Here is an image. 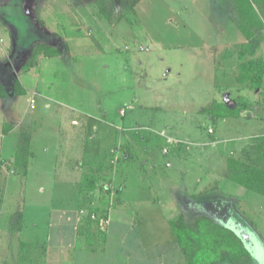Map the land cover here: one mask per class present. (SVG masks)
Wrapping results in <instances>:
<instances>
[{
  "label": "rangeland",
  "instance_id": "obj_1",
  "mask_svg": "<svg viewBox=\"0 0 264 264\" xmlns=\"http://www.w3.org/2000/svg\"><path fill=\"white\" fill-rule=\"evenodd\" d=\"M125 1L113 0L105 19L94 0H0V264H30L40 249L29 240L43 237L49 213L77 208L76 188L48 186L74 166L69 142L90 154L79 163L83 182L98 178L97 196L124 182L145 212L155 166L174 197L183 184L206 189L178 198L183 209L223 214V227L253 235L252 261L264 258V198L251 194L262 223L242 200L238 216L241 197L225 177L227 158L264 167V75L256 89L247 79L264 71V3L228 0L225 15L213 0H141L131 12ZM215 101L239 116L212 120Z\"/></svg>",
  "mask_w": 264,
  "mask_h": 264
},
{
  "label": "crops",
  "instance_id": "obj_2",
  "mask_svg": "<svg viewBox=\"0 0 264 264\" xmlns=\"http://www.w3.org/2000/svg\"><path fill=\"white\" fill-rule=\"evenodd\" d=\"M73 124L78 123L73 121ZM72 140L73 138L70 139V141ZM69 143L72 149L76 150L68 151L70 160L67 157L65 161L60 163V168L65 169L67 160L74 166L71 172L64 170L60 177L55 176L48 179V186L53 187L54 184L60 182L62 186H65L63 183H67L70 187L76 188L77 193L74 192L70 202H74L77 208L75 210L54 209L49 213L50 215L45 218L46 223L42 228L44 231L43 237L40 238L41 234L37 232L36 235L32 234V237L36 239L29 240L30 243H35L34 245L40 249L38 258L30 264H187L170 224L178 220L180 216H183L187 223L196 218L194 212L191 215L189 211L183 209L180 199L197 201L208 195L205 192L207 190H196L197 188L194 187L190 191L189 186L183 184L179 188L181 189L179 194L181 196L175 195L176 197H174L172 192L174 188L170 187L163 179L159 180L156 167L151 165L150 170L153 169L151 171L153 174L149 175V187L152 194H155V200L151 199L149 202L150 207L143 212L141 209H137L134 203L135 196H133L135 200H131L132 203L128 201L127 188L124 182L120 184L122 187L120 193L115 192L113 194L112 190L106 188L102 195L97 196V184L93 191L82 190L83 169L85 167L80 165L83 163L79 162L86 156L90 158V154L88 152L85 154L80 145L73 142ZM226 184L230 185L228 186L230 189L238 191L237 194L241 197L234 198L232 202L233 212H236L238 216L240 215L236 208L239 201L242 200L247 204H251L250 207L253 208L252 216L248 219H252L251 221L254 222L260 219V208L257 214L256 201L251 194L259 197L263 196L246 191L231 182H226ZM197 185H199V182H197ZM108 186L112 187L111 185ZM137 187H140L138 183ZM240 189H243L244 192ZM214 191L212 190L211 193ZM99 193L101 192L99 191ZM178 198L180 199L178 200ZM85 206L88 208H82ZM149 210H155V213L149 214ZM198 215L208 216L214 222L223 225V214L216 217L211 212L210 207L207 213H198ZM189 217H191V220H188ZM241 219L244 220L243 216ZM37 220H31V231H34L35 228L38 229ZM246 221L254 235H256L254 227L248 220ZM260 223H262V220ZM231 229L236 233V230ZM236 234L241 236L243 242H245V249L250 259L252 255L256 257L258 251L261 252L260 248L257 251L254 247L253 235H248L246 231L237 232ZM262 234L264 235V232L258 235L262 236L261 241L264 242ZM256 237L259 239L257 235ZM262 249L264 251V247ZM250 264H264V258L258 259L256 262L251 259Z\"/></svg>",
  "mask_w": 264,
  "mask_h": 264
},
{
  "label": "trees",
  "instance_id": "obj_3",
  "mask_svg": "<svg viewBox=\"0 0 264 264\" xmlns=\"http://www.w3.org/2000/svg\"><path fill=\"white\" fill-rule=\"evenodd\" d=\"M98 12L102 17L108 19L110 13L108 6L113 0H94ZM141 0H126L125 5L128 11H133L135 6ZM225 15H230V3L228 0H213ZM256 3L264 0H253ZM124 3V0H123ZM253 45L249 50L252 55L258 46V42L250 43ZM41 50V44L36 43L32 46L29 57L32 59L38 51ZM263 70H258L254 76L247 78L250 84L256 89L260 88ZM246 79V80H247ZM239 80H245L239 77ZM4 97L0 91V98ZM240 108L232 102H213L210 105L208 114L212 120L238 117ZM257 140L264 142V136ZM227 182H231L246 191L264 197V167H258L255 164H247L236 158H227L226 160ZM98 178L90 176L89 183L82 181V190L93 191ZM119 193V191H116ZM177 243L186 259L187 264H250L251 259L247 253L243 239L235 231L223 227L214 222L208 216H197L191 222L187 223L183 216L170 224Z\"/></svg>",
  "mask_w": 264,
  "mask_h": 264
},
{
  "label": "built area",
  "instance_id": "obj_4",
  "mask_svg": "<svg viewBox=\"0 0 264 264\" xmlns=\"http://www.w3.org/2000/svg\"><path fill=\"white\" fill-rule=\"evenodd\" d=\"M29 105H30V106H33V105H34V99H33V98L30 99V101H29Z\"/></svg>",
  "mask_w": 264,
  "mask_h": 264
}]
</instances>
